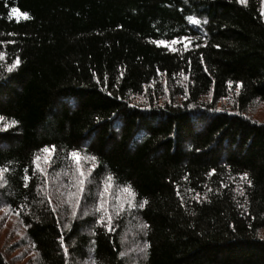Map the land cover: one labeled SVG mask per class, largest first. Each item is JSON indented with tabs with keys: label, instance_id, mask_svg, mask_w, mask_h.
Wrapping results in <instances>:
<instances>
[{
	"label": "trees",
	"instance_id": "1",
	"mask_svg": "<svg viewBox=\"0 0 264 264\" xmlns=\"http://www.w3.org/2000/svg\"><path fill=\"white\" fill-rule=\"evenodd\" d=\"M262 9L0 0V117L17 121L0 129V206L17 213L33 264H264V122L245 115L264 103ZM181 37L176 51L157 43ZM45 146L60 170L72 150L94 156L88 189L111 174L134 208L110 225L91 205L62 216L33 165Z\"/></svg>",
	"mask_w": 264,
	"mask_h": 264
},
{
	"label": "rangeland",
	"instance_id": "2",
	"mask_svg": "<svg viewBox=\"0 0 264 264\" xmlns=\"http://www.w3.org/2000/svg\"><path fill=\"white\" fill-rule=\"evenodd\" d=\"M262 5L264 6V4ZM13 16L18 17L19 15L18 13H13ZM231 101L232 100L228 99L222 102H224L223 104H226L227 106H231ZM245 115L259 122H264V103L260 101H253L245 110ZM4 122L5 121H0V129H2V124ZM52 152L49 156V154L39 151L36 156L41 157V159L38 161L40 167L38 168L36 163H33V165L41 180L44 182V192L46 193L47 191L48 196H51L50 199L54 202V204H56V208L60 211V214L64 217L65 215L73 217L78 210L79 213H86L88 210L87 206L91 205V210H94L99 218L104 216L105 213L103 211H97V208L101 200L99 192L103 189L105 180L102 181V185H100V187L96 190L93 191L92 188L88 189L90 185L88 176L91 169L93 168V161L86 160L82 164L83 169L88 173V176L84 185V189L82 192L78 193L77 198L76 195H73L77 193V187L75 186L76 180L78 178V174L76 173V165L69 157L70 160L68 162V166L69 168L73 167L72 170L67 169V165L64 166V169L60 170V167L51 165ZM46 156H48V159H45ZM40 169H43V171ZM2 186V175H0V188ZM104 199L106 200L108 214L111 215V222L115 217L117 218L122 213L125 214V212H130L134 208V197L131 198L133 206L130 207L128 204V193L123 191V187L116 186L113 183ZM88 200H90V202ZM118 205H122L123 207L120 208ZM101 222L107 223V219ZM127 222L130 223L129 220ZM261 233L264 235V231ZM127 236L129 239H126L123 242L125 256L130 262H132L135 260L133 257L134 254L139 251L140 247L131 240V237H133L134 234H127L126 237ZM0 252L8 264H33L35 259V253L32 250V245L24 236V227L18 219L17 213L1 206ZM76 264L93 263L89 261H78Z\"/></svg>",
	"mask_w": 264,
	"mask_h": 264
},
{
	"label": "snow or ice",
	"instance_id": "3",
	"mask_svg": "<svg viewBox=\"0 0 264 264\" xmlns=\"http://www.w3.org/2000/svg\"><path fill=\"white\" fill-rule=\"evenodd\" d=\"M237 2L241 3V4H244V3H246V0H237ZM262 4H264V0H262ZM12 11H13V13H17L18 12V10L15 9V8ZM22 15H23V17L25 19L29 18L27 13H23ZM262 15H264V9H262ZM187 19L189 20V22H191L193 24L200 23V21L197 20L195 17H188ZM186 42H190L189 38H187V37H181L179 39H175L174 38L170 42L169 41H165V40L157 41L158 44H161V45H164L166 47H169L172 51H176V48L173 47V45H175L176 43H185V47H187V43ZM4 56H5L4 53H0V59H4ZM18 64H19V59L17 58L16 60H14L12 62V64H10L8 66V71H11ZM228 85H229V87H231L232 86V82H228ZM239 87H240V84H239V82H237L236 88L239 89ZM0 121H4V117H0ZM16 123H17V121L14 120V119L11 120V121H8V122H4L2 124V130H6L10 126L15 125ZM40 151L43 152V153L49 154V156H50V153L52 151H54V146H51V147L45 146ZM68 155L72 159L74 164L76 165V173L78 174V178L76 180V185L75 186L77 187V193L73 194V195H76L77 198H78V193L83 191L84 185L86 183L87 176H88V173L84 171L82 164L86 160L95 161L96 158L94 156L88 157L86 155H81V153L78 150H72ZM40 159H41V157L36 156V157H34V160H33V163H36L38 168L40 167L39 164H38V161ZM45 159H48V156H46ZM94 166L95 165L93 164L92 167H94ZM40 170L43 171V169H40ZM4 171H7V169L5 168V169L0 170V175H2V173ZM241 178L246 180L247 179V174L246 173L243 174ZM112 180H113V177L111 176V174H109L105 178L103 189L99 192L101 200L99 202V206L97 208V211H103L105 213V215L100 217V220L97 221L98 223L103 221V220H105V219H107L108 225L111 224V215L108 214V210H107V207H106V200L104 199V197L106 196L109 188L112 186ZM248 183L251 184V181L249 180ZM123 191L128 193V196H129L128 204H129V206L130 207L133 206L131 198L135 196V192L132 190L130 185H125L123 187ZM177 194L179 195V193H177ZM241 195H243L242 191H241ZM146 203H147V201H142V202L139 203L138 206L140 208H143ZM118 207L122 208L123 206L122 205H118ZM145 227H147V226L145 225ZM109 230H111V228H109ZM145 246L147 247V245H145Z\"/></svg>",
	"mask_w": 264,
	"mask_h": 264
}]
</instances>
